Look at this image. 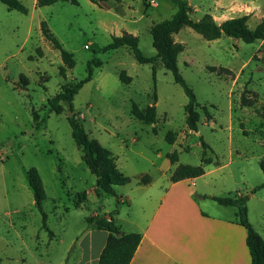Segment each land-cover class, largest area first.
I'll use <instances>...</instances> for the list:
<instances>
[{"label": "rangeland", "instance_id": "rangeland-1", "mask_svg": "<svg viewBox=\"0 0 264 264\" xmlns=\"http://www.w3.org/2000/svg\"><path fill=\"white\" fill-rule=\"evenodd\" d=\"M19 1L28 9L26 15L0 2V264H86L96 243L90 244L85 219L117 210L114 218L126 229L124 219L135 207L121 201L134 202L145 175L157 179L173 164L200 165V136L210 147L204 152V169H214L206 178L215 182L218 194L231 188L248 197L264 184L259 168L264 159L262 42L246 44L228 36L208 41L189 27L173 35L182 46L179 73L210 116L196 108L193 132L185 125L187 96L160 62H155L153 85L151 65L138 63L127 47L100 51L112 36L127 31L138 37L143 55L154 56L150 28L171 18L176 5L168 0H76L37 7L32 0ZM185 1L194 20L213 6L211 0ZM240 10L249 11L245 6ZM259 21L249 17L247 25L254 28ZM41 22L74 61L65 77L59 74L58 51L42 36ZM92 59L101 66L93 67L92 79L74 96L73 114L66 104L59 115L51 112L47 98L84 79ZM121 71L131 78L129 84L119 80ZM133 103L141 109L154 103L155 124L133 118ZM75 113L89 138L109 149L116 167L130 178L114 186L115 196L95 193V177L71 136L67 119ZM168 132L172 144L165 139ZM173 151L178 152L175 163L167 157ZM30 168L37 170L45 192L40 208L27 184ZM213 203L222 209L219 215L232 216V208ZM247 204L255 230L264 234V188Z\"/></svg>", "mask_w": 264, "mask_h": 264}, {"label": "trees", "instance_id": "trees-1", "mask_svg": "<svg viewBox=\"0 0 264 264\" xmlns=\"http://www.w3.org/2000/svg\"><path fill=\"white\" fill-rule=\"evenodd\" d=\"M92 1V0H91ZM176 5V11L169 19H164L150 28L152 47L155 50L154 56H145L139 49L138 37L130 33L123 32L120 36H112L111 41L103 46L100 51L108 52L120 47H127L132 53L134 59L140 64L151 65L153 85H155V62L158 61L164 69L171 72L175 83H177L187 96V103L184 106L185 125L189 131H196L198 116L195 111L200 108L207 119H210L205 106L197 103L194 93L191 88L185 83L181 77L178 66L177 56L182 51V46L173 40V35L178 33L183 27H189L203 39L212 41L228 36L234 39L241 40L246 44L262 42L261 51L264 52V18H262L254 28H249L247 21L248 15L232 18L217 24L212 17L204 14L200 19L194 20L189 16L188 5L185 0H168ZM9 11H17L26 15L28 9L19 0H0ZM70 3L77 4L76 0H36L37 7L50 6L55 3ZM95 3V1H92ZM99 4L115 2L121 0H99ZM98 4V3H97ZM40 30L44 39L49 42L55 50L58 51L62 65L59 67V74L65 77L66 70L73 68L74 61L71 55L62 48L61 44L53 36L46 27L45 22H41ZM40 56V51L37 49ZM101 61L92 59L88 62L86 68V77L77 81L73 85L62 86L60 91L53 97L47 98L46 103L49 110L57 115L62 112V104L68 106V110L73 111V98L81 89V87L92 79L93 67H100ZM119 80L123 84H129L131 78L124 71L119 73ZM155 96L153 101L155 102ZM130 113L133 118L145 125H153L156 122L155 104L141 109L136 104L131 105ZM32 120L37 125V118L32 113ZM68 123L71 127V136L75 144L80 148L85 164L88 170L95 177V193L102 192L106 195L115 196L114 186L125 185L129 183L130 178L124 175L116 167L115 158L111 151L96 140L90 139L85 132L82 124L78 120L76 113L68 117ZM168 143L174 142V137L171 132H168L165 137ZM202 147L201 164L197 166L189 164H179L173 170L170 181L178 182L185 179H194L202 176L205 173L203 159L204 152L210 147L203 141L202 136L199 139ZM171 163L178 161V152L173 151L167 154ZM208 162V161H207ZM259 168L264 174V159L259 161ZM27 184L32 192L33 202L35 207L40 208L42 201L45 199V192L42 186L41 178L35 168H30L25 173ZM150 177L145 175L139 182L147 183ZM259 188H264V184L254 187L251 191L253 194ZM199 197L198 195H195ZM84 197V194L82 195ZM201 198L210 199L219 205L230 206L236 208V221L246 230L245 245L250 256V264H264V239L252 227L247 217L246 202L248 197L244 195L228 194L227 196H200ZM114 214L109 215H92L85 219L88 228L103 230L108 233L105 245L101 250L98 258V264H130L137 246L141 240V236L137 233L124 232L116 223ZM109 218V219H108Z\"/></svg>", "mask_w": 264, "mask_h": 264}, {"label": "crops", "instance_id": "crops-1", "mask_svg": "<svg viewBox=\"0 0 264 264\" xmlns=\"http://www.w3.org/2000/svg\"><path fill=\"white\" fill-rule=\"evenodd\" d=\"M211 1L213 6L207 5L195 20L204 14L210 15L217 24L243 15L257 20L264 18V0ZM32 4L35 5L36 0H32ZM240 6L249 11H241ZM119 14L124 22L125 15ZM175 165L168 174L157 179L150 177L147 183H137L134 202L131 198L121 201L135 208L132 216L124 219L126 229L114 218L116 223L124 232L141 236L130 264H250L245 245L246 230L236 221V208L227 207L232 208L233 213L231 217H224L218 214L222 209L213 205L212 200L200 197L242 194L231 188H224L218 194L215 182L206 178L214 169L206 167L205 173L198 178L171 182ZM247 217L254 228L248 204ZM258 233L264 239V234ZM89 237L91 246L95 241L96 249L86 264H98L108 233L91 228Z\"/></svg>", "mask_w": 264, "mask_h": 264}, {"label": "built area", "instance_id": "built-area-1", "mask_svg": "<svg viewBox=\"0 0 264 264\" xmlns=\"http://www.w3.org/2000/svg\"><path fill=\"white\" fill-rule=\"evenodd\" d=\"M87 48V46H85ZM0 158H1V153H0Z\"/></svg>", "mask_w": 264, "mask_h": 264}, {"label": "water", "instance_id": "water-1", "mask_svg": "<svg viewBox=\"0 0 264 264\" xmlns=\"http://www.w3.org/2000/svg\"><path fill=\"white\" fill-rule=\"evenodd\" d=\"M71 114H73V113H71ZM109 219V218H108Z\"/></svg>", "mask_w": 264, "mask_h": 264}]
</instances>
